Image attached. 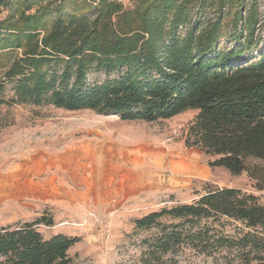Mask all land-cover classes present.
<instances>
[{"label": "trees", "instance_id": "obj_1", "mask_svg": "<svg viewBox=\"0 0 264 264\" xmlns=\"http://www.w3.org/2000/svg\"><path fill=\"white\" fill-rule=\"evenodd\" d=\"M34 1L0 0V60L9 57L0 104L14 102L4 97L10 83L22 101L126 121L196 109L184 145L214 157L210 168L245 172L264 191L262 0H137L131 11L120 0H83L69 9L63 0L31 12ZM195 196L132 220L136 229L157 230L140 264H162L182 246L217 253L224 264H264V203L257 195L205 183ZM221 217L237 224L234 234L213 226ZM39 225L53 220L0 226L3 264H72L69 249L80 238L44 237Z\"/></svg>", "mask_w": 264, "mask_h": 264}, {"label": "rangeland", "instance_id": "obj_2", "mask_svg": "<svg viewBox=\"0 0 264 264\" xmlns=\"http://www.w3.org/2000/svg\"><path fill=\"white\" fill-rule=\"evenodd\" d=\"M62 1L35 0L31 12ZM82 2L64 4L69 9ZM120 2L125 11L137 5V0ZM113 18L114 24H123ZM8 59L0 60V79ZM4 97L14 102L0 104V226L51 217L52 226L37 227L44 237L60 232L80 238L69 249L72 264H140L146 240L157 230L136 229L132 220L192 202L205 183L240 188L264 203V191H256L245 172L232 175L223 167L210 168L207 163L214 157L184 145L196 109L155 122L126 121L22 101L10 83ZM184 160L190 162V172L179 167ZM236 225L223 217L213 224L227 235L234 234ZM162 264L224 262L217 253L206 256L182 246L165 255Z\"/></svg>", "mask_w": 264, "mask_h": 264}, {"label": "crops", "instance_id": "obj_3", "mask_svg": "<svg viewBox=\"0 0 264 264\" xmlns=\"http://www.w3.org/2000/svg\"><path fill=\"white\" fill-rule=\"evenodd\" d=\"M185 161H186V160H184L183 162H180L179 164L182 163V165L179 166V164H178V166L182 168V171H183V172L186 173V170H187V172H190V171H191V165H190V162H189V161H186V162H185Z\"/></svg>", "mask_w": 264, "mask_h": 264}]
</instances>
